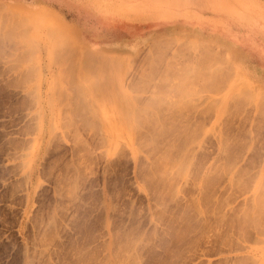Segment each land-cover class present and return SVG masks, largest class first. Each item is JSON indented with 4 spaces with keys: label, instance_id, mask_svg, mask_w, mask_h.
I'll list each match as a JSON object with an SVG mask.
<instances>
[{
    "label": "rangeland",
    "instance_id": "obj_1",
    "mask_svg": "<svg viewBox=\"0 0 264 264\" xmlns=\"http://www.w3.org/2000/svg\"><path fill=\"white\" fill-rule=\"evenodd\" d=\"M13 2L0 264H264V0Z\"/></svg>",
    "mask_w": 264,
    "mask_h": 264
},
{
    "label": "bare ground",
    "instance_id": "obj_2",
    "mask_svg": "<svg viewBox=\"0 0 264 264\" xmlns=\"http://www.w3.org/2000/svg\"><path fill=\"white\" fill-rule=\"evenodd\" d=\"M135 128H136V127H134V126L127 127L128 130H134V131H136L138 128H137V129H135ZM164 129H165V128H164ZM167 129H168V128H166V130H167ZM149 130H150V129H149ZM153 130H154V129H153ZM156 130H157V129H156ZM158 130H159V129H158ZM161 130H162V128H161ZM154 131H155V130H154ZM154 131H153V132H154ZM159 131H160V130H159ZM163 131H164V130H163ZM163 131H162V132H163ZM129 132H130V131H129ZM157 132H158V131H157ZM157 132H156V133H157ZM163 133H164V132H163ZM152 135H153V134H152ZM155 135H156V134H155ZM157 135H158V137H159V134H157ZM154 137H155V136H154ZM154 137H152V138H154ZM151 140H152V139H151ZM155 140H156V139H155ZM149 141H150V140H149ZM150 144H152V143H150ZM154 144H155V143H154ZM154 144H152V146H153ZM156 144H157V143H156ZM156 144H155V145H156ZM170 144H172V143L170 142ZM169 146H170V145H169ZM153 147H154V146H153ZM163 148H164V147H163ZM166 148H167V146H166ZM169 148H170V147H169ZM153 149H154V148H153ZM156 149H158L157 146H156ZM170 149H171V148H170ZM170 149H168V150H170ZM159 150H160V149H159ZM168 150H166V151H168ZM163 151H165V150H163ZM160 153H161V152H160ZM160 153H159V154H160ZM167 153H168V152H167ZM162 154H163V152H162ZM168 154H170V153H168ZM171 155H172V154H171ZM165 156H166V154H164V157H165ZM169 156H170V155H169ZM157 163H158V162H157ZM159 165H160V164H159ZM156 168H157V167H156ZM159 168H160V167H159ZM160 169H161V168H160ZM164 170H165V169H164ZM159 171H160V170H159ZM162 171H163V170H162ZM174 172H175V170H174ZM151 173H153V172H151ZM158 173H159V172H158ZM161 173H162V172H161ZM159 174H160V173H159ZM152 175H153V174H152ZM160 175H161V174H160ZM177 175H178V173H177ZM181 175H182V173L180 174V176H181ZM185 175H186V174H185ZM150 176H151V175H150Z\"/></svg>",
    "mask_w": 264,
    "mask_h": 264
},
{
    "label": "crops",
    "instance_id": "obj_3",
    "mask_svg": "<svg viewBox=\"0 0 264 264\" xmlns=\"http://www.w3.org/2000/svg\"><path fill=\"white\" fill-rule=\"evenodd\" d=\"M13 1H14V0H0V3H2V5H5V3H6V4H7V3H8V4L14 3ZM44 1H47V0H44ZM138 46H139V45H138ZM138 46H137V47H138Z\"/></svg>",
    "mask_w": 264,
    "mask_h": 264
}]
</instances>
